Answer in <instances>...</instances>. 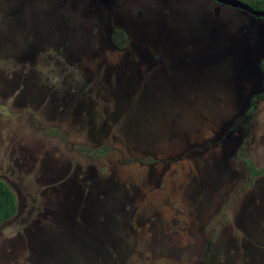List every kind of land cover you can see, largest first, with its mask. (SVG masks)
Wrapping results in <instances>:
<instances>
[{"label":"rangeland","instance_id":"1","mask_svg":"<svg viewBox=\"0 0 264 264\" xmlns=\"http://www.w3.org/2000/svg\"><path fill=\"white\" fill-rule=\"evenodd\" d=\"M240 11L0 0V179L18 207L0 264H264V182L238 157L264 165V100L247 146L232 125L261 89L264 19Z\"/></svg>","mask_w":264,"mask_h":264},{"label":"flooded vegetation","instance_id":"2","mask_svg":"<svg viewBox=\"0 0 264 264\" xmlns=\"http://www.w3.org/2000/svg\"><path fill=\"white\" fill-rule=\"evenodd\" d=\"M209 1L212 2L213 5H217L219 7H222L223 9H228L230 11L242 12L240 10H243L240 7L232 6L228 3L220 2L219 0H209ZM239 1L243 2L244 4H247L251 8V10L264 11V0H239ZM243 11L249 13L250 15L257 17L250 10H243ZM116 33H118V37H120L121 39L123 38L126 39V36L119 30L113 31V38ZM116 40L120 41L118 39ZM259 69L261 71V89L250 95L249 103H248L250 105L249 108L247 109L246 112H244L242 116L235 118L232 123L233 127L235 126L239 131L240 130L242 131L243 136H245L244 144L246 146L248 145L249 140L253 139L252 123L254 122V119L258 113L259 102L264 100V59H261L259 61ZM238 157L240 160H242L245 163L247 173H248V179L252 181L255 189L263 187L262 184L264 182V176H263L264 165L256 166L253 159L249 157L248 153L245 151L243 145L241 149L238 151ZM252 193H253L252 195L255 194L254 191ZM250 199H253L252 196H250ZM254 200H255V195H254Z\"/></svg>","mask_w":264,"mask_h":264},{"label":"trees","instance_id":"3","mask_svg":"<svg viewBox=\"0 0 264 264\" xmlns=\"http://www.w3.org/2000/svg\"><path fill=\"white\" fill-rule=\"evenodd\" d=\"M114 38L118 40L121 39L118 37V33L114 35ZM249 106L250 105L248 104L244 112L247 111ZM244 112L237 117L242 116ZM17 208L16 197L13 190L7 185L5 181L0 179V225L11 219L15 215Z\"/></svg>","mask_w":264,"mask_h":264},{"label":"water","instance_id":"4","mask_svg":"<svg viewBox=\"0 0 264 264\" xmlns=\"http://www.w3.org/2000/svg\"><path fill=\"white\" fill-rule=\"evenodd\" d=\"M220 2H223V3H228L232 6H236V7H240L242 8L243 10H250L253 12L254 15H256L257 17H261L262 19H264V11H254V10H251V8L247 5V4H244L243 2L239 1V0H219ZM260 70V69H259ZM261 72V71H260ZM249 102V100H248ZM247 107V106H246ZM246 109V108H245ZM244 109V110H245ZM244 112V111H243ZM241 112L240 115L243 113ZM239 116V115H238Z\"/></svg>","mask_w":264,"mask_h":264}]
</instances>
